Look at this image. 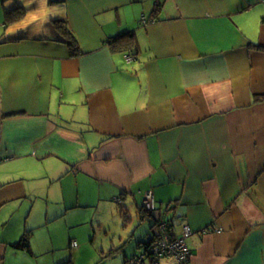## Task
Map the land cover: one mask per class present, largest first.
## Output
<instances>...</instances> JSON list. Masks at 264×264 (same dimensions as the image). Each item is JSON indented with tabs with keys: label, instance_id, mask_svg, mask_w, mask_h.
I'll return each instance as SVG.
<instances>
[{
	"label": "crops",
	"instance_id": "0c3cea01",
	"mask_svg": "<svg viewBox=\"0 0 264 264\" xmlns=\"http://www.w3.org/2000/svg\"><path fill=\"white\" fill-rule=\"evenodd\" d=\"M102 202L148 228L91 246ZM160 222L191 264H264V1L0 0V264H126Z\"/></svg>",
	"mask_w": 264,
	"mask_h": 264
},
{
	"label": "built area",
	"instance_id": "2783aa9c",
	"mask_svg": "<svg viewBox=\"0 0 264 264\" xmlns=\"http://www.w3.org/2000/svg\"><path fill=\"white\" fill-rule=\"evenodd\" d=\"M146 24H149V22L144 19L141 25ZM133 59L132 55L126 56L127 61ZM143 207L147 213H153L156 210L153 192L150 191L145 194ZM169 226V223L160 222L158 224L159 233L152 243L139 256L128 259L127 264H147V262L159 264L161 260L166 258H173L179 264H191L192 252L187 245V240L193 234L192 229L186 226L182 236H174ZM207 231L205 230L204 233H207ZM214 232L220 233L217 229H214ZM78 246L77 242L72 243L73 248H78Z\"/></svg>",
	"mask_w": 264,
	"mask_h": 264
},
{
	"label": "rangeland",
	"instance_id": "374dc122",
	"mask_svg": "<svg viewBox=\"0 0 264 264\" xmlns=\"http://www.w3.org/2000/svg\"><path fill=\"white\" fill-rule=\"evenodd\" d=\"M69 187L70 185L66 181V191H68ZM119 211L120 209L115 210L114 208H110V206L105 207L104 202L99 203L93 209H86L85 213H90L94 218V222L90 220L88 224L76 229V231L84 232L83 234H86L91 246L100 247L102 244H111L112 240H114L115 243H118L122 235L127 238L133 236L136 230L137 235H139V231L143 228H148V221H142V218H138L136 210L131 211L130 216L127 215V217L132 218L134 222L126 221V217H122ZM57 212L58 210L54 211V213ZM45 219L46 216L43 215L42 218H40V221L45 222ZM58 226V223H54L51 227L57 229ZM60 232L61 230L59 233ZM92 248L93 247H91V249Z\"/></svg>",
	"mask_w": 264,
	"mask_h": 264
},
{
	"label": "trees",
	"instance_id": "16d2710c",
	"mask_svg": "<svg viewBox=\"0 0 264 264\" xmlns=\"http://www.w3.org/2000/svg\"><path fill=\"white\" fill-rule=\"evenodd\" d=\"M24 15H25V13H24L23 9H21V8H18L16 10H14L13 12L7 13L6 17H5V28H7L10 25H12L14 23H17L20 20H22ZM54 25L61 32V34L65 35V37H66V35H67V37L71 36L70 40L72 41V43H70V46L73 48L72 52L75 55L80 54L81 52H80L78 41L75 38V36L73 35V33L70 31V29H68L67 25L65 23L62 24V23H58V22L54 23ZM133 38H134V36L132 34H123V35H120V36L114 38L111 42H109V46H111L113 49L114 48L124 49V48L130 47V45L134 44ZM140 213L141 214H147V215H149V216H151L153 218L152 213H147L144 208H143V210ZM27 243H28L27 238H24L23 239V243H22V245H20V247L29 249V246L27 245ZM151 243L152 242L147 243V244L143 243L142 245L145 246L144 247V249H145ZM114 251H116V250H114ZM139 255H136V256H139ZM67 264H70V261Z\"/></svg>",
	"mask_w": 264,
	"mask_h": 264
},
{
	"label": "water",
	"instance_id": "95a60500",
	"mask_svg": "<svg viewBox=\"0 0 264 264\" xmlns=\"http://www.w3.org/2000/svg\"><path fill=\"white\" fill-rule=\"evenodd\" d=\"M137 233V230L135 231V233H134V235ZM134 257V256H133ZM133 257H131V258H133Z\"/></svg>",
	"mask_w": 264,
	"mask_h": 264
}]
</instances>
